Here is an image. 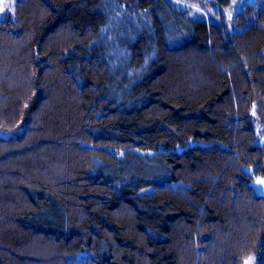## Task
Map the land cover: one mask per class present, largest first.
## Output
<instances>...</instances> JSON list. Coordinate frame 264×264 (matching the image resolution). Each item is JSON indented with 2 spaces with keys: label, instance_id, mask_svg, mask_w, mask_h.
<instances>
[{
  "label": "trees",
  "instance_id": "16d2710c",
  "mask_svg": "<svg viewBox=\"0 0 264 264\" xmlns=\"http://www.w3.org/2000/svg\"><path fill=\"white\" fill-rule=\"evenodd\" d=\"M232 21L169 0H16L0 19V264H264V0Z\"/></svg>",
  "mask_w": 264,
  "mask_h": 264
},
{
  "label": "rangeland",
  "instance_id": "374dc122",
  "mask_svg": "<svg viewBox=\"0 0 264 264\" xmlns=\"http://www.w3.org/2000/svg\"><path fill=\"white\" fill-rule=\"evenodd\" d=\"M169 1L178 8H181L186 12H188L191 17L203 18L210 21L211 23H217V22L221 23L223 20H225L230 25H232L233 16L238 11L241 10L243 4L245 2H253V0H230V2L227 5L222 6L217 3V0H169ZM15 4H16V0H0V19L3 18L6 14L9 13L14 14ZM9 6H10V10H9ZM252 114L255 117L258 132L262 137L264 136V123L260 116L258 105L256 103L252 108ZM258 190L260 193L264 194V178H263V182L259 183ZM146 192L151 193L153 195H158L154 187H148L140 191V193H146ZM82 195L85 197L88 206L93 211L102 210L108 207L110 198H108L107 196L104 195L95 196L90 194L88 191H83ZM122 198L129 200V198L124 195H122ZM170 202L177 208L185 211L189 219L191 220L194 219L195 214L193 212V208L177 205L173 202V200H170ZM244 264H259L258 258L256 257V255H251L245 260Z\"/></svg>",
  "mask_w": 264,
  "mask_h": 264
},
{
  "label": "snow or ice",
  "instance_id": "6c2138e0",
  "mask_svg": "<svg viewBox=\"0 0 264 264\" xmlns=\"http://www.w3.org/2000/svg\"><path fill=\"white\" fill-rule=\"evenodd\" d=\"M9 10H10V6H9Z\"/></svg>",
  "mask_w": 264,
  "mask_h": 264
}]
</instances>
